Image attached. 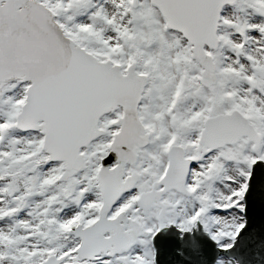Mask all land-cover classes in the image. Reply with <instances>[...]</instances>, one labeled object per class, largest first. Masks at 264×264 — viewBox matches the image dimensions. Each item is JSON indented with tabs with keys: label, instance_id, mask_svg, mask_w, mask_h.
I'll list each match as a JSON object with an SVG mask.
<instances>
[{
	"label": "snow or ice",
	"instance_id": "1",
	"mask_svg": "<svg viewBox=\"0 0 264 264\" xmlns=\"http://www.w3.org/2000/svg\"><path fill=\"white\" fill-rule=\"evenodd\" d=\"M0 264H264V0H0Z\"/></svg>",
	"mask_w": 264,
	"mask_h": 264
}]
</instances>
